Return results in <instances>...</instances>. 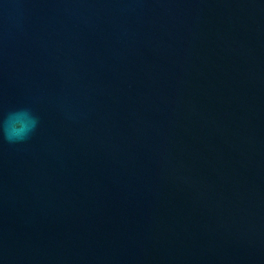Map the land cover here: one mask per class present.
Instances as JSON below:
<instances>
[{"label": "water", "instance_id": "water-1", "mask_svg": "<svg viewBox=\"0 0 264 264\" xmlns=\"http://www.w3.org/2000/svg\"><path fill=\"white\" fill-rule=\"evenodd\" d=\"M0 264H264V0H0Z\"/></svg>", "mask_w": 264, "mask_h": 264}, {"label": "clouds", "instance_id": "clouds-1", "mask_svg": "<svg viewBox=\"0 0 264 264\" xmlns=\"http://www.w3.org/2000/svg\"><path fill=\"white\" fill-rule=\"evenodd\" d=\"M39 118L29 107L9 111L0 118V138L9 144L27 142L35 133Z\"/></svg>", "mask_w": 264, "mask_h": 264}]
</instances>
